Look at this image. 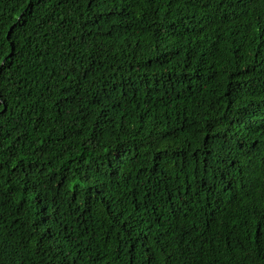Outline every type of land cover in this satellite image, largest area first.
<instances>
[{"label":"trees","instance_id":"obj_1","mask_svg":"<svg viewBox=\"0 0 264 264\" xmlns=\"http://www.w3.org/2000/svg\"><path fill=\"white\" fill-rule=\"evenodd\" d=\"M0 264H264V0H0Z\"/></svg>","mask_w":264,"mask_h":264},{"label":"snow or ice","instance_id":"obj_2","mask_svg":"<svg viewBox=\"0 0 264 264\" xmlns=\"http://www.w3.org/2000/svg\"><path fill=\"white\" fill-rule=\"evenodd\" d=\"M0 71H2V69H0Z\"/></svg>","mask_w":264,"mask_h":264}]
</instances>
